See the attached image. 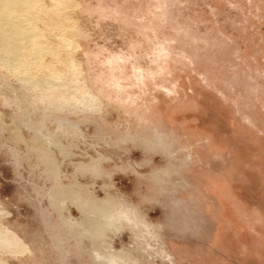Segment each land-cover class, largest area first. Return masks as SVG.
Masks as SVG:
<instances>
[{
	"label": "rangeland",
	"instance_id": "374dc122",
	"mask_svg": "<svg viewBox=\"0 0 264 264\" xmlns=\"http://www.w3.org/2000/svg\"><path fill=\"white\" fill-rule=\"evenodd\" d=\"M31 3L0 264H264V0Z\"/></svg>",
	"mask_w": 264,
	"mask_h": 264
},
{
	"label": "bare ground",
	"instance_id": "6f19581e",
	"mask_svg": "<svg viewBox=\"0 0 264 264\" xmlns=\"http://www.w3.org/2000/svg\"><path fill=\"white\" fill-rule=\"evenodd\" d=\"M31 4V0H0V54L14 55L17 53L21 46L20 39L31 33L16 19L17 10L30 7ZM29 41L30 39L27 40ZM31 41L34 43L35 39Z\"/></svg>",
	"mask_w": 264,
	"mask_h": 264
}]
</instances>
